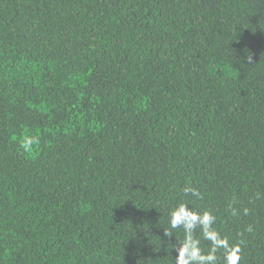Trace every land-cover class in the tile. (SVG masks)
<instances>
[{
  "label": "trees",
  "instance_id": "1",
  "mask_svg": "<svg viewBox=\"0 0 264 264\" xmlns=\"http://www.w3.org/2000/svg\"><path fill=\"white\" fill-rule=\"evenodd\" d=\"M181 202L264 264V0H0V264H174Z\"/></svg>",
  "mask_w": 264,
  "mask_h": 264
},
{
  "label": "clouds",
  "instance_id": "2",
  "mask_svg": "<svg viewBox=\"0 0 264 264\" xmlns=\"http://www.w3.org/2000/svg\"><path fill=\"white\" fill-rule=\"evenodd\" d=\"M249 62L251 57L248 58ZM39 135L24 134L19 141V147L26 154H32L40 145ZM185 197L191 196L195 200H202V193L192 184H186L182 188ZM257 194V199H259ZM235 201L229 203L230 214L236 217L241 214V210L234 206ZM243 215H249L250 209L244 208ZM216 216L208 209L196 210L190 203L181 202L169 213V227L171 230L182 229L183 239L175 247L176 256L174 264H218V253H223V264H240L244 241L241 239L236 243H230L229 238L222 236L214 227ZM199 230V235H197ZM246 232H252L251 225L245 228ZM167 237L173 236L172 231H164ZM240 235H243L241 233ZM201 237L208 241L210 248L207 253L201 247Z\"/></svg>",
  "mask_w": 264,
  "mask_h": 264
}]
</instances>
